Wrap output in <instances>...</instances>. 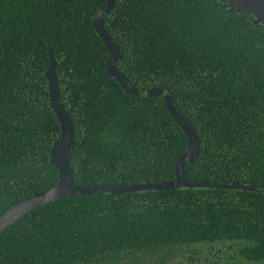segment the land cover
<instances>
[{"label": "trees", "instance_id": "16d2710c", "mask_svg": "<svg viewBox=\"0 0 264 264\" xmlns=\"http://www.w3.org/2000/svg\"><path fill=\"white\" fill-rule=\"evenodd\" d=\"M107 0H0V216L53 186L61 134L46 71L75 125L78 185L172 180L188 136L162 95L129 94L93 21ZM221 0H117L104 26L136 88H165L200 141L190 181L264 189V24ZM241 241L264 260V192L217 188L75 195L0 233V264H140L142 253ZM149 258V257H147ZM150 259L148 261H150ZM158 264V263H157Z\"/></svg>", "mask_w": 264, "mask_h": 264}, {"label": "water", "instance_id": "95a60500", "mask_svg": "<svg viewBox=\"0 0 264 264\" xmlns=\"http://www.w3.org/2000/svg\"><path fill=\"white\" fill-rule=\"evenodd\" d=\"M228 1L233 3L234 10H245L247 12L255 13L258 21L264 23V0H227V2ZM116 2L117 0H107L106 3L98 10L93 21V26L96 32L111 50V56L106 62L107 72L111 77L118 80L129 94L142 97H152L156 95L163 96L170 115L188 136V150L177 161L175 167V177L172 180L163 182L132 185L82 186L75 183L70 154L74 144L76 130L69 111L61 101L60 89L56 75V62L54 61V57L51 52V66L46 71V75L49 81L51 104L59 119L61 127V134L54 142L51 149V162L57 168L59 177L56 183L50 188L30 195L5 211L0 216V233L35 208L52 201L75 195H100L104 193L124 194L136 193L145 190H175L182 187L264 192V189L239 181L228 183L210 182L208 180H188L186 168L196 160L199 154L200 141L198 135L192 124L176 108L173 97L168 89L136 88L130 84L129 79L117 68V63L123 57L122 49L114 41L104 26V17L114 8Z\"/></svg>", "mask_w": 264, "mask_h": 264}, {"label": "flooded vegetation", "instance_id": "af4514ba", "mask_svg": "<svg viewBox=\"0 0 264 264\" xmlns=\"http://www.w3.org/2000/svg\"><path fill=\"white\" fill-rule=\"evenodd\" d=\"M221 1L225 6H231L234 10L231 1ZM253 21L256 25L264 24L258 21L257 15L254 16ZM163 251H165V254H162L163 260L150 259L158 255L157 253L153 254L149 251L147 255L142 253V258H146L147 262H141L140 264H264V260H259L250 254L242 246L241 241H205L182 246L172 245V248H169V246L164 247ZM149 259L150 261H148Z\"/></svg>", "mask_w": 264, "mask_h": 264}]
</instances>
